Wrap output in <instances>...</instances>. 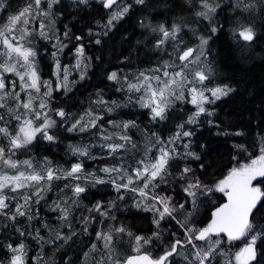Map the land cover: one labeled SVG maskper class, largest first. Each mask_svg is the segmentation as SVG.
<instances>
[{
    "label": "snow or ice",
    "instance_id": "obj_1",
    "mask_svg": "<svg viewBox=\"0 0 264 264\" xmlns=\"http://www.w3.org/2000/svg\"><path fill=\"white\" fill-rule=\"evenodd\" d=\"M146 6L20 0L8 11L0 0L6 264H56L72 246L80 256L61 264H264V127L252 136L220 119L217 102L235 89L209 59L225 35L241 51L264 40V0H182L171 20L141 16L137 44L150 54L101 67L96 52ZM69 8L94 15L76 29L62 19ZM80 88H91L84 99ZM205 126L242 138L218 168L196 139ZM65 141L61 161L38 151ZM126 212L144 214L141 225ZM29 238L51 255L30 257Z\"/></svg>",
    "mask_w": 264,
    "mask_h": 264
},
{
    "label": "trees",
    "instance_id": "obj_2",
    "mask_svg": "<svg viewBox=\"0 0 264 264\" xmlns=\"http://www.w3.org/2000/svg\"><path fill=\"white\" fill-rule=\"evenodd\" d=\"M19 2L20 0H5L6 5L11 6L8 11L15 8ZM181 2L182 0H146L147 6L143 8L142 12H137L133 18L125 22L120 27V30L115 32L108 41L107 46L102 52H96L97 55L103 56L101 67L115 66L119 61L124 60L125 57H129L134 65L137 64L138 58L144 59L145 54L148 53V49L143 45L137 44V40L142 39L140 36L142 30L138 27L136 20L141 16L155 17L157 20H171L174 13H179L178 5ZM65 3H69V0H65ZM90 12L94 15L91 9L77 12L69 8L62 19L64 23L70 26L74 24L76 29H79L87 23ZM0 16L6 17L7 12H0ZM93 51L95 52L96 50L93 49ZM209 59L212 60L219 78L229 83L235 89L229 97L217 102L219 105L217 111L220 119L234 125L237 130H242L255 136L264 127V40L257 41L252 50L241 51L225 35L213 43ZM96 63L100 64V61ZM92 71L97 72V75H99L97 69L94 68ZM88 83L104 87V84L96 76ZM90 90L91 88H80L79 92H74V96L84 99L87 96V91ZM124 111L132 117L138 115L137 109L129 108ZM140 119L143 120L144 118L141 117ZM213 131L205 126L197 132L196 139L198 142L210 145L205 160L218 168L228 163L232 144L242 138L217 137L213 134ZM67 142L70 141H65L56 148L41 145L38 151L40 154H48L55 160L61 161L62 158H66L62 149ZM196 146L198 149V145ZM98 163L89 162L92 167H96ZM214 170L215 168H210V171ZM91 194L96 199L108 195L107 192L96 191L95 189L91 190ZM123 215L133 219L140 226V217L144 214L134 216L133 212H126ZM142 226L147 228L149 224L144 222ZM0 229L2 230L0 233V245H2L6 236L3 229ZM12 235L15 236V233H12ZM27 243L29 245L30 257L34 258L37 255H41L47 259L51 255L50 249H46V252L42 253L39 245L33 242L31 238L28 239ZM4 252L5 250L0 247V262L6 264ZM78 256H80V250L77 246L66 248L56 254V264H61L62 259L75 262Z\"/></svg>",
    "mask_w": 264,
    "mask_h": 264
},
{
    "label": "rangeland",
    "instance_id": "obj_3",
    "mask_svg": "<svg viewBox=\"0 0 264 264\" xmlns=\"http://www.w3.org/2000/svg\"><path fill=\"white\" fill-rule=\"evenodd\" d=\"M224 2H225V4H227L228 3V0H224ZM257 23H259V21H257Z\"/></svg>",
    "mask_w": 264,
    "mask_h": 264
},
{
    "label": "flooded vegetation",
    "instance_id": "obj_4",
    "mask_svg": "<svg viewBox=\"0 0 264 264\" xmlns=\"http://www.w3.org/2000/svg\"><path fill=\"white\" fill-rule=\"evenodd\" d=\"M2 232V230L0 229V233Z\"/></svg>",
    "mask_w": 264,
    "mask_h": 264
}]
</instances>
